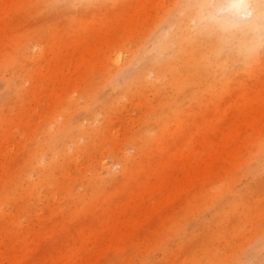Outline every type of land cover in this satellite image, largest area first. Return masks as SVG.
I'll list each match as a JSON object with an SVG mask.
<instances>
[{
	"label": "rangeland",
	"instance_id": "374dc122",
	"mask_svg": "<svg viewBox=\"0 0 264 264\" xmlns=\"http://www.w3.org/2000/svg\"><path fill=\"white\" fill-rule=\"evenodd\" d=\"M191 1L0 0V264H264V28Z\"/></svg>",
	"mask_w": 264,
	"mask_h": 264
},
{
	"label": "bare ground",
	"instance_id": "6f19581e",
	"mask_svg": "<svg viewBox=\"0 0 264 264\" xmlns=\"http://www.w3.org/2000/svg\"><path fill=\"white\" fill-rule=\"evenodd\" d=\"M191 0L187 4L191 7ZM201 2V7L206 3ZM264 0H220L216 10L220 11L218 18L213 12L208 11L206 18L211 24H216L218 47L227 45L230 49H240L243 54L254 52L261 45V39L252 32L261 27L264 28ZM203 18V17H202ZM201 18V19H202ZM214 18V22L210 20ZM213 26V25H212ZM210 25L209 28H212ZM184 34L174 36L171 40L174 44L183 43ZM182 54V52H179ZM171 58L166 60L169 61Z\"/></svg>",
	"mask_w": 264,
	"mask_h": 264
}]
</instances>
